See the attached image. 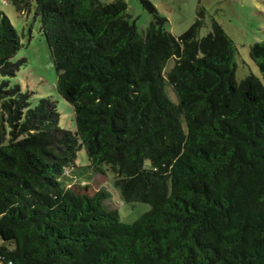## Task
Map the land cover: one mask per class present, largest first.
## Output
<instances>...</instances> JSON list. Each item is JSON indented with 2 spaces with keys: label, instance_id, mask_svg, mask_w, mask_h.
I'll use <instances>...</instances> for the list:
<instances>
[{
  "label": "trees",
  "instance_id": "1",
  "mask_svg": "<svg viewBox=\"0 0 264 264\" xmlns=\"http://www.w3.org/2000/svg\"><path fill=\"white\" fill-rule=\"evenodd\" d=\"M8 1L40 17L77 130L11 84L26 59L0 10V264H264V38L250 46L261 77L239 81L223 25L201 36L204 7L177 36L150 0L143 32L125 0ZM106 169L150 210L124 222L109 190L86 192Z\"/></svg>",
  "mask_w": 264,
  "mask_h": 264
},
{
  "label": "rangeland",
  "instance_id": "2",
  "mask_svg": "<svg viewBox=\"0 0 264 264\" xmlns=\"http://www.w3.org/2000/svg\"><path fill=\"white\" fill-rule=\"evenodd\" d=\"M111 2L113 0H102ZM128 5L130 21L135 23L139 32L147 29L153 20V14L146 8L142 0H125ZM159 14L167 19L165 29L179 36L185 32L196 20L199 7L206 10L205 24L201 29V36H205L212 29L214 20L220 22L226 32L235 42L237 52L236 77L240 81L253 73L261 77V71L250 54V46L264 38V0H150ZM0 10L11 19L13 25L21 35L22 45L13 61L26 59L22 63L17 75L10 77L11 84H19L23 92L31 94V107L38 105L42 98L56 101L60 113V126L64 129L76 131L77 121L73 105L68 102L57 89L58 74L54 61L41 30L40 17L35 15V9L21 13L8 0H0ZM175 60L168 61L165 72L170 71ZM2 79L0 78V81ZM168 97L175 103L179 97L170 83L166 84ZM77 164H89V156L83 147L78 152ZM115 174L106 169L97 174L90 181H82L85 191L93 194L100 188L112 193L109 203L118 209L124 222H133L142 214L149 211L151 206L145 202L127 203L122 200L120 191L116 188ZM3 239L0 237V244Z\"/></svg>",
  "mask_w": 264,
  "mask_h": 264
}]
</instances>
